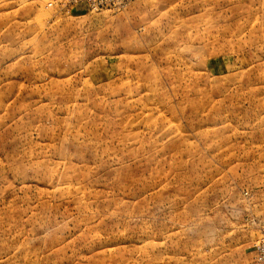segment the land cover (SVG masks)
Here are the masks:
<instances>
[{"label": "rangeland", "instance_id": "374dc122", "mask_svg": "<svg viewBox=\"0 0 264 264\" xmlns=\"http://www.w3.org/2000/svg\"><path fill=\"white\" fill-rule=\"evenodd\" d=\"M0 0V264H264V0Z\"/></svg>", "mask_w": 264, "mask_h": 264}, {"label": "built area", "instance_id": "2783aa9c", "mask_svg": "<svg viewBox=\"0 0 264 264\" xmlns=\"http://www.w3.org/2000/svg\"><path fill=\"white\" fill-rule=\"evenodd\" d=\"M131 0H49L47 5L53 4L61 11H68V8L75 5H86L90 11L101 9L122 8ZM256 258L264 263V232L261 233L256 244Z\"/></svg>", "mask_w": 264, "mask_h": 264}]
</instances>
